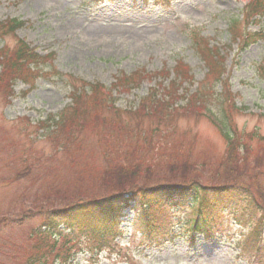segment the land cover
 <instances>
[{"label":"rangeland","instance_id":"rangeland-1","mask_svg":"<svg viewBox=\"0 0 264 264\" xmlns=\"http://www.w3.org/2000/svg\"><path fill=\"white\" fill-rule=\"evenodd\" d=\"M246 1L170 0L156 7L140 0L102 4L89 0H0V25L6 27L11 19L25 23L14 35L0 34V53L24 41L40 55H50L43 59L48 62L31 89L15 83L8 93L9 74L5 80L0 66V264L25 263L34 247L35 230L43 223L42 214L117 189L119 171L114 169H127L128 160L136 173L152 167L165 175L164 170L184 162L185 154H190L191 160L200 155L207 166L205 175L200 172V180L223 182L225 125L230 129L234 125L251 143V149L241 153L246 161L241 163L239 178L247 183L258 161L262 165L257 168V178L264 179L260 149L264 145L256 137L264 138V40L240 50L227 31L229 21L241 18ZM260 27L264 35V19ZM191 31L203 40L198 48ZM208 47H215L214 57L219 62L215 69L224 70L223 82H217V74L206 76L201 51ZM177 63L183 64L188 75L182 76L180 87L169 88ZM164 71L169 74L164 79L147 76ZM135 72H143L144 79L130 89L116 83ZM81 83L99 84L110 103L126 112L115 117V111L111 114L107 106L97 110L91 99L85 101L86 118L97 131L100 116H106L114 126L152 134L156 141L153 150L129 158L131 147L115 148L110 157L106 147H112L120 136L128 138L127 134L108 129L96 135L90 126L80 134L70 129L56 134L55 127L41 129V123L47 125L49 118L70 109L71 87ZM172 88L182 96L177 103L180 110L189 108L191 97L204 96L205 106L197 104L182 113L178 109L165 112V94L157 91L171 93ZM146 97L148 103L157 105L151 108L149 116L153 117L145 118L144 111L127 113L137 111L138 103ZM74 143L79 145L76 150L71 147ZM137 177L143 182L138 173ZM196 177L197 171L187 178ZM252 211L245 204L239 206L237 216L243 225L222 223L217 241L197 242L190 249L182 243L150 249L140 237V227L132 226L129 219L120 225V237L112 247L98 258L78 254L73 264H264V234L258 247L257 237L247 239L261 226V213ZM155 212L171 219L172 224L177 219L166 208ZM83 241L88 240L76 238V243Z\"/></svg>","mask_w":264,"mask_h":264},{"label":"trees","instance_id":"trees-1","mask_svg":"<svg viewBox=\"0 0 264 264\" xmlns=\"http://www.w3.org/2000/svg\"><path fill=\"white\" fill-rule=\"evenodd\" d=\"M91 1L102 2L105 0ZM143 1L145 3L150 1L154 3L167 2V0ZM262 18H264V0H250L245 6L242 20L234 19V21L229 22L228 27L231 39L238 43L241 50L248 48L254 43L263 41L264 35L261 29L252 31L248 27L249 24L258 23ZM240 24L244 25L245 28H239ZM24 25L25 23L18 19L10 20L6 23V27H3L4 24L0 25V34H15ZM190 36L194 41L195 47L198 48L203 40L195 32H192ZM213 51H215L214 48H203L201 56L207 67L206 76L215 77L217 74V82L220 83L223 82L224 70L218 72V69H215V66L218 67L219 62L216 61ZM44 58H50V55L44 57L38 55L34 49L23 41H19L13 50L0 53V66L2 67L5 80L9 74L10 85L7 88L8 93L10 92L9 88H13V85L19 82L29 86L31 89L34 82L41 76L43 66L48 62H42ZM183 68H185L183 65L178 64L174 69L179 76V80L184 79L182 76L188 75ZM141 76V74L135 73L122 80L117 79L116 83L119 82L120 84L118 83V85L122 89H126L127 86L130 89L135 83L137 84V80ZM85 86V83H82L79 87L73 85L71 87L72 103L70 109L57 117L49 118L47 125L41 123L39 127L41 129L55 127V133L60 135L65 129H70L73 134L75 131L80 134L82 129H88V126L96 130V127L91 125L86 118L88 107L85 101L89 99H91L92 106L97 110L107 106L111 114L115 111L112 114L115 117L118 112L126 113L115 108L112 103L108 104L109 97H107L100 85ZM168 95L172 99L175 98L172 92ZM8 96H12V91ZM205 101L204 96L202 98H191L189 108L186 110L191 111L197 104L205 106ZM148 102V99H143L140 101L137 111L134 113L129 111L127 113L137 115L144 111L146 114L145 118L153 117L149 116V114L152 113L151 108L157 107V105ZM163 106L164 108L162 109L165 112L173 113L175 111L170 109L172 107H169V105L165 106V103H163ZM144 112L142 113L144 114ZM99 120L101 121L100 131L96 130V135L107 133L108 129H113L114 133L120 131V135H128V138H122V136L116 138L112 147H106L110 157L114 155L115 148L128 150L126 147H131L132 151L129 150L127 154L129 158H133L138 155L139 151L147 152L148 155L153 150L152 148L156 146V141H154L152 134L131 130L122 125L114 126V121H110V118L106 116L101 115ZM222 135L227 147L225 164L221 165L223 168L221 176L223 182L207 183L200 180V172L205 175L207 168L200 155L191 160V155L185 154L184 162H180L178 166L170 168L168 171L164 170L163 173L165 175L154 172L152 167H146L145 171L137 172L143 178V182L138 179L131 161L128 160L127 169H124V167L123 169L120 167H115L114 169L119 171L117 186L115 183L117 189L111 190L112 192L110 193L105 192L101 198L75 201L66 207L54 208L48 213L42 214L44 218L43 226L35 231L34 247L31 249L24 264H64L65 259H62L59 250H61V247L65 249L68 246H72V242L75 241L77 236L90 239L89 250L95 249L96 252H100L106 249L109 247V241L113 242L120 235L118 226L124 210L132 207L135 209L137 205L139 207L138 215L135 216L133 224L140 226L141 237L147 242L149 247L158 246L161 242H173L177 238H184L190 247L199 238L205 241L214 240L219 232L216 227L217 220L225 219L232 215L234 222L241 223L242 221L237 214L239 206L244 204L246 208L253 209V213H261V226L259 227L261 232L264 228V179L258 180L259 173L257 168L262 163L255 161L254 169L256 170L251 174L252 177L247 183L242 181L239 178L241 163H245L246 159L241 153L246 149H251L249 137L243 136L234 125H232L231 129L225 125L222 129ZM256 137L258 141H261L260 145H264V138L259 137V135ZM72 145L73 150L79 148V145H75V143ZM260 149L262 154H264V147ZM196 171V178H187ZM152 178H157V180L150 182ZM159 178H163V181H160ZM156 207L159 209L167 208L168 211L178 210L179 215L173 212L172 214L179 218L171 226V219H166L163 214H157L155 212ZM260 232L250 234L251 238H258L256 244L260 243ZM86 252L88 253V251ZM65 258H67V255H65Z\"/></svg>","mask_w":264,"mask_h":264}]
</instances>
